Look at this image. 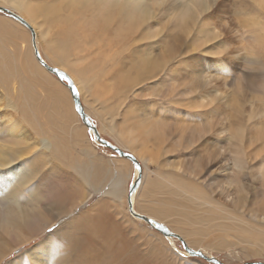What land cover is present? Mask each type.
I'll return each mask as SVG.
<instances>
[{
    "label": "bare ground",
    "instance_id": "obj_1",
    "mask_svg": "<svg viewBox=\"0 0 264 264\" xmlns=\"http://www.w3.org/2000/svg\"><path fill=\"white\" fill-rule=\"evenodd\" d=\"M49 1L50 7H53V14L52 17H50L49 25L45 29H42L41 34L39 27H35L32 23L37 20L36 18H38L41 13L42 7L40 4L33 3L19 5L17 9L26 15L27 20L17 12L14 13V10L0 6L1 8H6L12 11L27 24L25 25L8 13L7 14L10 18L5 15H0L4 23V25L0 24V66L2 70L7 72L8 79L12 83L13 99H16L18 102L15 104L18 115L13 112H6L5 114L0 110V115L3 117L7 116L9 121H13L3 126L0 123V138H2L0 139V192H4V195L0 193V239L10 237L15 243H17V246L14 247L10 245H0V264L12 254L15 248H21L26 244H29L33 239L42 233H45V231L52 226L50 223L46 222L43 229L25 233L29 227L26 226V223L25 225L22 224L23 220L28 219L34 223H38L44 221L48 217L55 219L57 216H59L61 222L64 219H67L72 221V223L69 226L66 225V227H63V224L60 225L55 234L51 233L46 235V238L44 237L45 240H42L41 243L36 244L24 253L22 258L14 261L15 257L7 264H26L29 257L36 260L37 264H69L70 259L67 258L66 254L69 253L72 245H75L80 253V264H103L105 250L102 249L105 247L106 236H108V243L116 242V228L114 223L120 230L118 236L123 242L118 245L115 254L111 256L110 261L115 258H122V256L126 255L133 264H170V261L167 260L166 250H163V255H161L158 248L150 247V241L152 246L159 247L161 245H166L164 237L158 233L153 234L152 239L146 240V234L149 232L146 228L139 229L133 224L118 222L115 215H113V218H110V216L106 217L105 222L109 224H105L103 216L109 214L106 213L107 211H103L106 210V208L107 210H115V214H121L125 209L127 201L129 208L130 204L133 205V210L134 212L136 211V214L141 211L140 207L142 208V205L139 207L140 200H138V211L135 207L137 192L133 194L132 198H130V193L128 198L126 197L128 187L126 182H128V178L131 174V165L128 163L129 159L124 157H121L123 160L107 159L105 156L99 154L91 144L89 145V140L86 136L88 127L86 126V129L84 126L80 125V119L82 120V118L79 117L80 115L76 111L75 105H73L71 91L68 88L69 92L65 86V84L67 85L66 81L58 78L65 83L63 84L58 81L55 74L53 75L45 71L43 68L45 65L42 64L37 57L38 51V54L42 58L40 53L41 47L42 52H44L45 56L53 66H50L43 58L42 60L50 67L56 68L61 73H64L65 78L69 77L72 79V82L77 87V91L80 93L85 113L87 114L89 112V115L91 114L93 118H98L99 123L101 124L100 129H102L103 132L111 136L112 139H115L123 149L136 153L142 159V162L144 163L142 167L144 166V168L147 169L144 175L145 180L147 179V181L144 182L145 185L142 187L144 192L145 190H148L146 200L150 197L152 199L157 198L158 196L160 197L165 188H167L170 195L171 192L174 191L175 194H178L180 199L186 196L187 199L183 200L193 201L195 197H197V200H200L201 196L194 192L197 190L196 187L186 185L185 183L176 184L177 182H173V178L176 175H179L175 169L182 171L183 165L180 163H171L170 166L175 172H173V170L172 172L170 170L166 172H157L156 170V172H154V179L150 180L149 178V164L157 163L162 155L172 157L176 151L183 149L184 146H186V143L193 142V139L186 136L185 133L184 136H182L183 130L180 132V137L174 142L173 138L175 133L172 129L170 130L171 119L168 123V120L166 122L162 121L160 117H155L152 113L151 115L153 116H147L146 111L149 110L150 105H152L151 102H154L153 99L157 98L161 100V98L165 96L164 91L159 90L160 88L157 87L155 89L152 88L154 85L153 82V85L149 86L153 89L152 95L143 93L144 91L137 86V83L139 85H144L148 80H159L160 77L155 78V76L160 70H163V72L169 71V69L171 70L170 67H167V64H170L172 60L167 59L165 56V51H167L170 46L169 43L165 41L163 45H160L159 42H154V44H157L155 45L158 48L154 49L150 42V45H148L150 47L147 50L144 47L143 42H147L148 37L143 30H141L142 27L148 29V34L150 36L157 33L158 25H156V19L158 18V15H161V19L164 20L165 15L168 14L166 11V0L163 2V7L160 6V0H93L91 12L84 22L75 21V18L77 17L76 12L68 10V8H65V11H59L57 7L60 0ZM173 3L172 6L175 5ZM254 3L259 10L264 11V0H254ZM208 7L210 8L209 5ZM183 10H187L185 12L186 16L192 12V8H185ZM11 18L25 25L33 33L32 36L34 37V40L31 42V45L30 36L28 35L27 30L22 26H18ZM30 23L33 25L36 32ZM243 24H245V22ZM5 28H8V31L11 33L13 30H15V32L7 34ZM208 28H210L209 23L204 22L200 24L198 32L203 31L205 35L199 40L207 39L210 40V42H213V37H211V39L204 38L209 36ZM235 30L240 29L237 28ZM212 31L215 32V40H221L220 35L222 33L218 35V32L214 28ZM239 33L240 35L238 38L241 40L240 49H243L245 52V57L243 56L246 58L245 60L254 58L259 52H264V36L259 32L253 31L247 24L246 26H243V29L239 31ZM230 41L231 40H229V42ZM10 42L13 43L14 53L17 54L18 57L9 56L6 53L5 50ZM230 43L232 46L233 42L231 41ZM166 45L169 46L166 48ZM175 47L174 44L171 46L172 52L171 49L170 52L172 55H175L177 52ZM137 50L145 55L133 58V55L137 53ZM239 51L242 53L241 50ZM120 53H124L128 56L130 64L127 71L122 70V62L116 57ZM233 55L235 57L237 51H235ZM240 57L243 58L242 56ZM38 60L43 66L38 63ZM164 62H166V64ZM219 62H214V64L219 66L217 69L222 70ZM194 63L198 64L200 62L195 61ZM109 65L110 69L108 67ZM193 67H195L194 64ZM112 68H115L118 72L114 74L115 71L111 70ZM225 69L223 68V70ZM172 70L181 74L188 72L186 64L182 66V70H179L178 67ZM198 70L197 65L193 68V73H190L191 75L186 73L185 76L187 77H184L186 81L183 79L184 81L182 80V83L179 81L177 86L172 85L170 87V93H182L185 96L183 101H185L187 105L189 104V110H191L190 108H203L210 103L214 104L216 107L218 104L216 98L219 97L220 105L223 106L219 111L223 112L225 107L227 109H224V111H229V108H231L229 106H232L235 100L234 97H230V89L228 95L226 92H222V90L214 87L215 83L211 81V76L208 78L202 76L199 80L202 83V86L207 89L204 91L200 90L196 85L197 80L195 79L198 78V75L200 74ZM202 70L203 69H201V71ZM194 74L197 75V77H194ZM217 74L218 76L221 75H219V73ZM170 75H172V73ZM133 86H135V89L130 91L129 89L133 88ZM177 89L182 90L179 91ZM189 89L194 90V92L189 94ZM138 90H141L142 92L137 93ZM185 90L187 91L185 92ZM130 92L132 95H137V98H141L142 101H144L138 108L132 105L127 106ZM187 92L189 96L195 93L194 99L197 100H188L186 97ZM197 92L201 96H198ZM209 92L213 95L212 98L209 96L203 97L204 94L208 95ZM153 93L158 94V96ZM171 98L173 99L172 96ZM135 110L137 111L136 113L134 112ZM209 111H211V109H209ZM89 115L88 117L91 116ZM263 115L264 111L261 110L253 112V115L248 117L252 124L254 123L253 121L256 120L253 128L250 126L252 130L249 129L250 132L248 136L250 141L248 149L250 151L253 150L254 152L252 151L250 153L251 155L246 156L244 142H242L244 148L241 144H238V146L241 145V148L243 149H235L234 157L232 156L233 158L230 160L233 162L230 174H235V177L237 178L238 174L244 168H247L248 160L257 161L258 165L254 166L256 167V173L253 176L264 192ZM168 116L171 117L170 115ZM200 122L198 123V130L203 136L207 135V132L203 133V131L206 129L214 130V126L216 125L215 122L214 126L208 125L207 127ZM22 124L26 125L27 130L31 128L40 139L35 140L30 144L31 134L26 133V135H23L21 133L25 132V127H22ZM47 124L50 126L49 130L43 126ZM229 124L228 121L224 123V128L231 129L230 131H233V135L237 140L239 139L242 141L246 139V133L248 132H246L247 128L245 126L244 129H242L241 124H239V126L241 125V128H239L237 124L235 128L233 125L229 126ZM180 129H182L181 126ZM255 129H257L255 132H251ZM67 133L69 138L65 139L64 135ZM195 138L199 141L201 140V136ZM169 142L171 145L168 146ZM220 148L218 149V152L220 151ZM207 149H209V147H207ZM221 149L224 153H218L217 155L225 157L226 161L229 162V159L227 158V150L225 148ZM45 150L49 151L46 157L43 154ZM240 152H242L243 155L240 154ZM36 154H38V157ZM54 160H57V163L51 165L50 163ZM43 167L48 168V172L52 175L51 177L58 178L59 182L52 180L49 182L50 184L46 183V185L43 183L48 189L39 188L41 191L40 194H30L28 196L15 195L16 193H21L25 188L33 184L32 180L46 181V171H43L46 169ZM190 169L188 167L182 173L188 170L190 171ZM237 169L238 171H241L238 172ZM64 174L69 175L66 176ZM246 174L248 175V173ZM240 175L243 174H239V176ZM62 177H65V179H62ZM9 178L16 179L17 182L11 188L7 189ZM69 179H72V181L70 182ZM237 182H239V180H237ZM238 184L240 183H237V186ZM90 185H93L96 188L108 185L109 189L104 197L101 198L102 200L98 201L90 211L85 210L80 214H76L73 208L77 206L78 202L75 200L80 199L83 203L89 195L88 189ZM235 185L236 183L234 180L230 181L229 187H224V190L229 192V189L231 190L232 187L234 189ZM36 188H38V186ZM141 191L139 195L141 194ZM234 191L237 193V190ZM143 195L145 196V194ZM239 197L240 200L241 196ZM233 199V202L235 203V198ZM103 200L105 202H103ZM243 200L245 199L243 198ZM261 203L264 210V198L259 204ZM145 204L147 207L149 206L150 208L148 209L153 212V214L148 213L152 215L150 219L156 221L158 218L166 222H169L168 219H171L172 210L169 205L166 206L164 203H159L158 200L155 204H152V202L148 204L145 202ZM29 207L34 209L28 211V215H26L24 211ZM129 214L133 218L135 217L131 210ZM256 214L258 213L256 212L255 215ZM141 216L145 215L141 214ZM84 218L94 221L93 234H90L85 228V223L82 222ZM75 220H79L81 223H78ZM260 220H263L262 216L259 217V221ZM121 224L126 227L124 228ZM160 224L167 228L162 223ZM179 225H181V223ZM187 225L188 224H186V226ZM42 226L43 225H40V227ZM181 227H183V225H181ZM184 228L188 230L185 225ZM175 231L181 233L182 230L175 229ZM138 235H140V238L133 239V236ZM60 238H62L61 241L58 240ZM200 238L201 237L198 235L194 240V243L197 244V242H201ZM139 242L140 244L141 242L143 243L141 247L144 246L145 248L148 247V249H151V253H144L142 248L137 246ZM63 253H65V255ZM208 257L214 258L211 256ZM177 262L178 264H191L182 258H178Z\"/></svg>",
    "mask_w": 264,
    "mask_h": 264
},
{
    "label": "rangeland",
    "instance_id": "obj_2",
    "mask_svg": "<svg viewBox=\"0 0 264 264\" xmlns=\"http://www.w3.org/2000/svg\"><path fill=\"white\" fill-rule=\"evenodd\" d=\"M92 2L93 0H60V3L57 9L59 11L60 10L65 11L66 10L65 8H68V10L76 12L77 17L75 18V21L84 22L86 17L91 12ZM33 3L40 4L42 7L39 17L36 18L37 20L35 22H32L35 25V27L36 26L39 27L40 34H41L42 29H45L49 25L50 17H52V14H53L52 13L53 7H50L49 0H0V6L14 10L13 11L14 13L17 12L25 19L27 18L26 15L20 12L17 8L19 7L20 4H33ZM172 3L175 5L172 6ZM165 4L167 7L166 11L168 13L167 15H165V17L167 16L169 18L165 19L164 17V20H162L161 15L160 16L158 15V18L156 19V25H158V30L166 26L167 34L170 36V39L167 40L170 46L166 45V48L168 46L169 47L167 51H165V56L167 59L172 60L170 64H167V67H170L171 70L169 69V71H166V72H163V70H160L157 72V75L155 76V78L160 77L159 80L157 81L156 79L152 81L148 80V82H146L144 85L143 84L139 85L137 83V86L139 89L141 88V90L144 91L143 93H147L149 95H152L153 89H151L149 86L153 85V83L154 85L152 88L155 89L157 87V88H160L159 90H163L165 96L162 97L161 100L157 98L153 99L154 102H151L152 105H150L149 110L146 111L147 116L154 115L155 117H160L162 121L166 122L168 120V123H169V120L171 119L170 120V130L172 129L173 132L175 133L174 138H173L174 142L180 137V132L182 130H183L182 136H184V133H185L186 136H189L193 139V142L186 143L185 144L186 146H184L183 149L176 151L172 157L171 156L167 157L166 155L164 156L162 155L157 163L149 164L148 165V172L150 171L149 178L150 180L154 179L155 177L154 172H156V170L157 172L159 171L166 172L169 170L172 172L173 168L170 166L171 163H175V164L180 163L181 165H183L182 171L179 169H175L177 170V173L179 175H176L173 178V182L174 183L177 182L176 184L185 183L186 185H191V186L196 187L197 190L194 192L200 195L201 199L197 200V197H195L193 201H186V200H183V199H187L186 196L180 199L178 194H175L174 191L171 192V195H170V193H168L167 188H165L163 190V194H161L160 197L158 196L157 198H154L155 200L150 197L146 200L148 196L147 195L148 190H145L144 192V189L142 187H144L145 185L144 182L147 181V179L145 180V176H144L147 169H145L144 166L142 167V165H144V163L142 162V159L136 153L123 149L121 145L115 141V139H112L111 136L107 135L105 132H103L102 129H100L101 124L99 123L98 118L96 117L93 118V116L90 114L92 116L91 117L89 115V112L87 114L92 118V120L97 125L99 132L101 134V137L103 139L108 140L109 142L115 144V146H117L121 150L134 155V157L136 156L135 158L139 161L141 165L142 181L140 182V185L138 189L136 190L137 193L135 192L136 193L135 207L137 209L140 207V205H142V208L140 207L141 213L139 212L138 214L140 215L142 214V215H145V217L151 218L152 215L148 213L153 214V212H151L148 209L150 207L149 206L147 207L145 202H147V204L151 202L152 204H155L157 203V200H158L159 203L161 202V203H164L166 206L169 205L171 207L172 216H171V219H168L169 222L171 223H169L168 221L167 222L162 221L158 218H157L158 220L156 219V221L162 223L170 231L181 236V238L184 239V241L187 243L189 248L194 249L195 251L196 250L202 251L204 254L214 257L217 260L221 261L223 264H248V263H256V262L264 263V210L262 208V203L259 204L260 202H262V199L264 198V192H263V189L260 187L258 181L253 176L256 173V167L254 166L258 165V162L253 161V160H248V165L246 166L247 168H244L242 171L241 170L238 171L237 169L238 172L240 171L242 172V173L240 172L239 174H243L240 176L238 174L239 177L237 176V178L235 177L236 176L235 174H230L231 172L230 169H231V166L233 165V162L230 160L234 157V152L237 149L242 150L244 146H245L244 149L246 151V156L251 155L250 153L253 151V150L250 151L248 149L249 148L248 145L250 143L248 136L250 132L249 129L253 128L256 120H254L253 121L254 123L252 124L249 121L248 117L252 116L253 112L261 111V110L264 111V52H259L255 55L254 58L245 60L246 59L244 58L245 52L243 49H240L241 40L240 38H238L240 35L239 31H241L243 29V26H246L247 24L250 27V29H252L253 31L259 32L262 36H264V11H261L256 7L254 0H166ZM208 5L210 6V8L208 7ZM185 8H192V12L190 14H187V16L185 15V12L187 10H183ZM0 15H3V16L5 15L10 18V16L4 12H0ZM11 19L14 20L13 18ZM14 21L18 26H22L24 29L27 30L28 35L30 36V45H31V42L34 40V37L32 36L33 33L25 25L21 24L20 22L16 20ZM204 22H207L210 24V28H208L209 36L204 37V38L211 39V37H213L214 38L213 42L212 41L210 42V40H207V39L199 40L205 35L203 31L198 32L200 28V24ZM229 22H230V25H229ZM244 22L245 24H243ZM0 24L4 25L1 16H0ZM221 24H226L228 26V30L225 31L220 26ZM30 25L33 27L31 23ZM213 28L216 29V31L219 32V34L221 33L223 34V35L222 34L220 35L221 40L220 39L215 40L216 36H215V32L212 31ZM237 28L240 30H235ZM33 29L35 30L34 27ZM141 30H143V32L148 37L147 42H143L144 47L148 50V48L150 47L148 45H150V42H151V45L153 46V48L158 49L156 46L157 44L155 43L156 44L155 45L154 42L152 43V41L149 40L150 38V35L148 34L149 30L146 28L144 29L143 27L141 28ZM5 32L7 34H12L15 32V30H13V32L11 33L8 31V28H5ZM234 35L237 37H235ZM225 40L228 41L227 44L224 43ZM229 40L233 42L232 46L234 45V43L236 46L234 45L232 47L230 43L231 41L229 42ZM173 44L174 46H176L175 50L177 51L175 55L171 54L172 52L171 46ZM170 49H171V52H170ZM238 49L241 50L242 53H240ZM5 51L9 56L18 57V55L14 53L12 42H10L7 45V48ZM40 51H41L40 53H41L42 58L50 66H53L49 62V59L45 56L44 52H42L41 47H40ZM235 51H237V55L234 57L233 54ZM217 55H220V56H217ZM240 56L242 57L244 56V57L241 58ZM116 57L120 59L122 62V67H123L122 70L127 71L129 68V64H130L128 60V56L124 53H120ZM195 61H198L200 63L198 64L194 63ZM217 61L218 62L220 61L219 62L220 64L219 63L218 64L221 65L220 67H222V70L223 68L224 69L226 67L227 68L223 71L217 69L219 68V66L214 64V62H217ZM182 62H185V63H182ZM38 63L40 64L39 60H38ZM182 64L187 65L188 72L186 73H189V75L193 73L192 71L193 68H195L198 65V69H199L198 72L200 74L198 75V78H195V79L198 81V83L196 81V85L199 87L200 90L204 91L207 89L202 86V83L199 80L200 78H202V76H206L207 78L211 76L212 77L211 81L215 83L214 87H217L218 89L222 90V92H226L228 95H229L228 91L230 89L231 91L230 97H234L235 100L232 106H229L231 108L228 107L229 111H226V110L224 111V109H227L226 107L223 109V112L219 111V109L223 107L220 105L219 97L216 98L218 101V104L216 107L214 104L210 103L209 105H206V107L197 108V109L190 108L191 110H189L188 109L189 104L187 105L186 102L183 101L185 96L182 93L173 92V94H171L170 87L172 85L177 86L179 81L181 82L184 79V77H187L185 76L186 73L181 74V73H178L172 70L177 67L179 68V70H182V66H183ZM193 64L195 67H193ZM108 67L110 69V65ZM43 68L45 71L51 73L44 66ZM201 69H203L202 70L203 72L201 71ZM111 70L115 71L114 74L118 72L115 68H112ZM171 73L172 75H170ZM217 73L221 75L218 76ZM161 76L162 78H165L166 80L162 79ZM194 77H197V75H195ZM56 78L58 79L57 76ZM172 78L173 79L177 78V79L173 80ZM184 80L186 81V79ZM58 81L63 83L59 79ZM65 86L68 89L66 84ZM134 87L135 86H133V88H130L129 90L130 91L134 90L135 89ZM141 90H138L137 93L142 92ZM177 90L181 91L182 89H177ZM186 91L187 90H185V92ZM192 92H194V90L189 89V94ZM210 92L208 93V95L204 94V96L203 95L202 96L203 97L209 96L212 98L213 95ZM155 95L158 96V94H155ZM194 95L195 93L189 96L187 92L186 97L188 98V100L196 101L197 99H194ZM171 96L173 97V99L171 98ZM198 96H201V95L198 93ZM155 97H150V98H155ZM71 99H72V96H71ZM46 100H50V99H46ZM142 102L144 101H142L141 98H137V95H132L130 92V97L127 101V106L132 105L138 108ZM16 103L18 102L16 99H13L12 83L8 79L7 72L2 70L0 66V110L5 114L6 112H13L18 115L16 106H15ZM73 105H74V101H73ZM209 109H211V111H209ZM134 112L136 113L137 111L135 110ZM151 113L153 115H151ZM168 115H170L171 117H169ZM222 121H223V124L228 121L230 123L229 126L233 125L234 128L236 124L237 126L241 124L242 126L241 125L240 126L242 127V129H244V126H245L247 128L246 132H248L246 133L247 140L246 139L242 141L239 139L237 140V138L233 135V131H230L231 129L224 128ZM9 122H13V121H9L7 116L3 117L2 115H0V123L2 126L7 125ZM199 122L202 125H205L207 127L208 125L214 126L215 122H216V125L214 126V130L206 129L205 131H203V133L207 132V135L203 136L200 134L198 130ZM80 123H81L80 124L81 126H84L87 129L86 125L83 123L81 119H80ZM171 123H172V127H171ZM43 126L47 130L50 129V126L48 124L43 125ZM180 126L182 129H180ZM240 126L239 128H241ZM22 127H25L24 128L25 132H21L23 135H26V133L31 134L30 144L33 143L35 140L40 139L35 134V132L31 130V128L27 130L25 124H22ZM256 130L257 129L251 132H255ZM86 132H87L86 133L87 139L89 140V145L91 144V146L95 148L99 154L105 156L107 159L111 158V159L123 160L121 156H119L117 153H115L111 149L97 144L96 140L89 133V129H87ZM169 134L172 135L171 133ZM199 136H201L200 141L195 138ZM64 137L65 139H68L69 138L68 133L65 134ZM242 142H244V146ZM238 144H241L243 148H241V145L238 146ZM169 145H171L170 142L168 143V146ZM207 147H209V149H207ZM220 147L223 149L225 148L227 150V158L229 159V162L226 161L225 157L217 155L218 153L220 154L224 153V151ZM102 148H104L105 150ZM219 148H220V151L218 152ZM48 153L49 151L45 150L43 154L46 157ZM240 154H242V152H240ZM36 156L38 157V154H36ZM56 163H57V160H54L50 164L55 165ZM128 163L131 165V174L128 178V182H126L128 185L127 191H126L127 198L129 196V193H130V190L133 184L137 182L140 178L139 177L140 169L130 160ZM188 167L189 169L191 168L192 170L190 169V171L188 170L182 173ZM43 168L46 169V170H43V171H46L45 173L46 181L42 182L40 180H32L33 184L25 188L21 193H16L15 195L28 196L30 194H40L41 191L39 188L48 189L46 185L50 184L49 182H51L52 180L55 182H59L58 178L51 177L52 175L50 174V172H48V168L46 167H43ZM175 170H173V172H175ZM246 173H248V175ZM64 175L68 176L69 174H64ZM62 179H65V177H62ZM236 179L239 180V182H237ZM69 180L70 182L72 181V179H69ZM233 180L236 183L235 188L233 189V187L231 186L232 189L231 190L229 189V192L224 190V187H229L230 181H233ZM16 182H17L16 179L9 178V185L7 186V189L11 188ZM40 182L42 184L43 183L44 184L47 183V184L42 185ZM237 183H240L238 184L239 187L237 186ZM37 186L38 188H36ZM7 189H4V190H7ZM89 189H90V186H89ZM139 190L141 191L140 195H139L140 193ZM234 190H237L238 194L235 193L236 191ZM106 193H107V190L95 192L88 199L87 204L82 203L80 199H76L75 201L78 203H77V206L73 208L74 212H76V214H80L81 212L87 210L86 208L87 206L90 207V206L95 205L98 201L102 200L101 198L104 197ZM143 194H145V196ZM2 195H4V192L2 193ZM239 196H241L240 200H239L240 198ZM233 198H235V203L233 202L234 201ZM243 198L245 200H243ZM138 200H140L139 207H137ZM103 202L105 201L103 200ZM144 206L147 207V210H146V207ZM33 209L34 208L29 207L28 209L24 211V213L28 215V211H31ZM36 211L39 213L37 209ZM103 211L104 212L107 211L106 213H109L103 216L104 222H105L106 217L110 216V218H113V215H115L117 217L118 222H124L126 224H133L139 229L146 228V230L149 231L146 234V237H145L146 240L152 239L153 234H156V233L164 237V240L166 243L165 246L163 245L159 247L152 246L151 245L152 243L150 241V247L158 248L159 253L161 255H163L162 251L166 250L167 260L170 261L169 262L170 264H178L177 262L178 258H182L191 264H212L205 259H202V258L197 259L195 257L188 255L184 249V245L178 238L170 239L162 235L159 231L152 228L149 224H147L143 220H139L138 218H135V217L133 218L129 214L130 208L128 206L127 201L125 204V209L121 214H115V210H107V208L106 210H103ZM256 212L258 214L255 215ZM65 216H68V215H65ZM261 216L263 217V220L259 221V217ZM75 221L78 223H81V221L79 220H75ZM46 222L52 225L45 231V233L47 232L46 234L42 233L41 235L33 239L32 242H30L29 244H26L25 246L21 248H18V247L15 248L12 254L8 258H6V260H4L2 264L9 263L15 257L16 258L14 261L22 258L24 256V253H26L36 244L41 243L42 240H45L46 235H49L51 233L55 234V232L59 229L60 225L63 224V227H66V225L69 226L72 223V221L67 220V219L66 220L64 219L61 222L59 216H57L55 217V219L48 217L44 221L38 222V223H34L31 220L25 219L22 221V224L23 225H25V223L27 224L26 226H28L29 228L26 230L25 233H30L33 231H39L43 229ZM82 222L85 223L84 225L87 231L90 234H93L94 221L84 218ZM180 223L181 225H183V227L179 225ZM105 224L108 225L109 223L105 222ZM186 224L188 225L186 226ZM40 225H43V226L40 227ZM114 225L116 228V242L108 243V240H107L108 236H106L105 247H103L102 249V250H105L103 264H124V262L125 264H133L130 262V260L128 259L126 255L122 256V258H115L114 260L110 261V258L112 255L115 254V250L117 249L118 245L121 242H123L122 240L119 239V236H118V234L120 233V230L117 228V225L115 223ZM184 225L185 227L188 228V230L184 228ZM123 227L125 228L126 226H123ZM53 229L55 231L51 232L50 230H53ZM175 229L177 230L180 229V231L181 230L182 231L180 233L179 231H175ZM198 235L199 237H201L200 241L202 243L197 242V244H195L194 240L196 239ZM136 238H140V235L133 236V239H136ZM58 240L61 241L62 238ZM0 245H10L14 247V246H17V243H15L12 238L8 237V238H1ZM141 245H143L142 242L141 244L140 242L137 244L138 247H141ZM141 248L144 253H147V254L151 253V249H148V247L145 248L143 246ZM63 254L65 255V253ZM66 255H67V258L70 259L69 264H80V253L76 249L75 245H72L69 253H67Z\"/></svg>",
    "mask_w": 264,
    "mask_h": 264
},
{
    "label": "water",
    "instance_id": "obj_3",
    "mask_svg": "<svg viewBox=\"0 0 264 264\" xmlns=\"http://www.w3.org/2000/svg\"><path fill=\"white\" fill-rule=\"evenodd\" d=\"M0 12H4V13H8L11 16H14L15 18H17L19 21H21L22 23H24L25 25L26 22L20 18L19 16L15 15L12 11L6 9V8H1L0 7ZM37 57L38 59L42 62V64L45 65V67L53 74H55L59 79V73H61L58 69L50 67L45 61L42 60V58L40 57V55L38 54L37 51ZM61 80H65L67 83L68 88L71 91L72 97H73V101H74V105H75V109L76 111L79 113L80 117L82 118L83 123L88 127L89 129V133L93 136V138L96 140L97 144L107 147L109 149H111L112 151H114L115 153H117L119 156L124 157L129 159L130 161H132L139 169H140V174H139V180L137 182H135L130 190V198H132L133 194L136 192V190L138 189L140 182H141V176H142V172H141V165L139 163V161L132 155L129 154L123 150H121L120 148H118L117 146H115V144L109 142L108 140H105L101 137L99 130L97 128V125L95 124V122L88 117V115L85 113V109L83 106V103L81 101V97L76 96L75 94V90H77L76 85L72 82V79L68 78H64ZM89 121H91V123H89ZM130 210L133 213V215H135L136 218H138L139 220H143L144 222H146L147 224H149L152 228L156 229L157 231H159L160 233H162L164 236L168 237V238H178L182 244L184 245V249L187 252L188 255L195 257V258H202L207 260L210 263H214V264H223L221 261L217 260L216 258H210L206 255H204L203 252L201 251H195L191 248L188 247L187 243L177 234H175L174 232L170 231L169 229L165 228V227H157V225H161L159 222L147 218L145 216H141L139 214H136L133 210V205L130 204ZM165 229L167 231H165ZM248 264H264L263 262H256V263H248Z\"/></svg>",
    "mask_w": 264,
    "mask_h": 264
},
{
    "label": "snow or ice",
    "instance_id": "obj_4",
    "mask_svg": "<svg viewBox=\"0 0 264 264\" xmlns=\"http://www.w3.org/2000/svg\"><path fill=\"white\" fill-rule=\"evenodd\" d=\"M161 7H163V0H161V4H160ZM167 19V17L165 18ZM225 31L228 30V26L226 24H221L220 25ZM219 35V32L217 33ZM170 39V36L167 34V29H166V26L165 27H162L160 28L157 33L153 34L152 36H150L149 40L152 41V42H159L160 45H163L165 41L169 40ZM225 44L228 43L227 40L224 41ZM141 55H145L144 53H141L139 50H137V53L133 55V58H137L138 56H141ZM166 64V62H164ZM59 76L61 79H64L65 78V74L64 73H59ZM75 91V94L76 96H79L80 93L79 91L73 89ZM89 123H91V121H89ZM157 227H163L162 225H157ZM51 232H54L55 230H50ZM165 231H167L165 229ZM26 264H37V261L34 260L33 258H28L27 261H26Z\"/></svg>",
    "mask_w": 264,
    "mask_h": 264
},
{
    "label": "crops",
    "instance_id": "obj_5",
    "mask_svg": "<svg viewBox=\"0 0 264 264\" xmlns=\"http://www.w3.org/2000/svg\"><path fill=\"white\" fill-rule=\"evenodd\" d=\"M108 189H109V186L107 185V186H103V187H95V186H93V185H90V189H89V195L86 197V199L84 200V204H87V202H88V199L95 193V192H99V191H102V190H107L108 191ZM94 207V205L93 206H87L86 208H87V210H91L92 208Z\"/></svg>",
    "mask_w": 264,
    "mask_h": 264
}]
</instances>
